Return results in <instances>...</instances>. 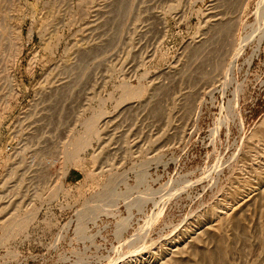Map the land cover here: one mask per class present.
Listing matches in <instances>:
<instances>
[{
	"label": "rangeland",
	"instance_id": "374dc122",
	"mask_svg": "<svg viewBox=\"0 0 264 264\" xmlns=\"http://www.w3.org/2000/svg\"><path fill=\"white\" fill-rule=\"evenodd\" d=\"M0 39V264L149 263L194 230L171 264H264V0H0Z\"/></svg>",
	"mask_w": 264,
	"mask_h": 264
},
{
	"label": "bare ground",
	"instance_id": "6f19581e",
	"mask_svg": "<svg viewBox=\"0 0 264 264\" xmlns=\"http://www.w3.org/2000/svg\"><path fill=\"white\" fill-rule=\"evenodd\" d=\"M19 6H20L19 9H21L22 5L19 4ZM22 20L23 19H20L18 17L17 24L12 27V31L14 35L12 37L13 42H11L10 44V49H9L8 57H7V64L4 66L5 67L4 69L5 81H7L10 88L11 86H13L11 71H13V68L16 67L18 60L20 59L23 53V48H24L21 42V38H22V22L21 21ZM28 39L29 41L33 39L32 29L30 30ZM3 45H4L3 39H0V51L3 49ZM10 96L11 97L16 96V93L14 92L13 88H11ZM123 100H124V97H121L119 102ZM100 101L99 102L101 103L102 106L98 108L99 111L98 112L94 111L95 113H93L89 118H85L82 122L84 128L86 129V132L89 135V138L95 136L98 139V141L101 140V135H102L101 123L105 119V116H106L105 109H103L105 108L103 107V105L105 104L106 100L100 99ZM1 127L2 125L0 122V130L2 129ZM89 138L86 139L85 141H81L71 152L69 150H66V152L68 153L66 155V158L72 162H76L80 160L81 156L90 147ZM140 180L143 181V178H140ZM57 189L61 190V188L59 187ZM86 213H87V210L86 211L83 210L82 212H80V214L79 213L78 214L82 216V215H85ZM194 231L186 232L184 235H182L181 238H177L174 242L168 243V246L165 249L160 250L159 252H155V253L154 252L152 253L149 251L146 252V254L150 255V257L148 258V261H150L149 263H145L147 259L144 262H142L143 259H141L140 261V259L137 260L138 258H136L135 260H131L130 264H171L178 255L185 253L189 249V247H191L194 244L200 243V234H196Z\"/></svg>",
	"mask_w": 264,
	"mask_h": 264
}]
</instances>
